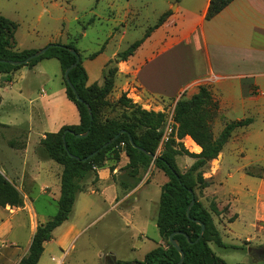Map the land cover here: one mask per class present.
Returning <instances> with one entry per match:
<instances>
[{"label":"crops","instance_id":"0c3cea01","mask_svg":"<svg viewBox=\"0 0 264 264\" xmlns=\"http://www.w3.org/2000/svg\"><path fill=\"white\" fill-rule=\"evenodd\" d=\"M210 2L192 0L175 7L170 4L164 13L174 8L176 12L172 11L170 18L150 34L132 57L116 64L118 73L111 95L117 100L126 95L127 99L148 108L156 103L190 99L200 87H208L219 104L220 133L229 123L253 121L237 129L218 159L212 162L217 168H212L213 172L205 177L211 186L203 190L199 200L207 208L215 203L220 211L214 215V222L226 248L210 244L214 254L225 264H257L264 261V0H235L208 21ZM133 32L123 27L120 34L107 36L103 51L95 58L89 54L84 60L80 55L88 75V87L103 86L104 70L116 57L115 48L120 49ZM86 35L85 31L82 37ZM60 41V37L50 36L44 43L25 51H40L51 44L73 45L70 41ZM17 47L16 44L15 51ZM15 86L18 92L13 89ZM26 101L28 115L24 120L0 122V128L26 131L27 136L23 148L0 153V167L6 173L2 175L24 198L23 208L0 207V264H20L30 252L38 227L55 217L49 212H39L36 202L45 197L58 207L63 168L42 158L36 148L46 135L81 123L77 107L67 97L61 64L56 59L0 75V108ZM232 160L244 164L225 174L224 168ZM129 163L126 152L122 151L119 161L108 159L102 168L76 181L81 192L70 219L53 231L38 264H109L111 260L116 264H136L163 245L157 222L162 188L168 177L154 164L147 171L141 170L137 177H129ZM193 164L190 161L184 168L189 169ZM250 169H256L259 174L249 173ZM152 184L161 193L159 199H153ZM108 215L137 231L144 232L152 224L159 240L141 260L120 261L114 253L101 251L93 260H75L77 242L91 225ZM240 226L256 231L245 241L248 247L255 245L249 251L251 262L240 263L226 256L228 251L238 248L226 240H239ZM124 236L132 240L128 234ZM144 247L145 241H139L136 246L129 244L127 251L137 254ZM253 251H261V255Z\"/></svg>","mask_w":264,"mask_h":264},{"label":"trees","instance_id":"16d2710c","mask_svg":"<svg viewBox=\"0 0 264 264\" xmlns=\"http://www.w3.org/2000/svg\"><path fill=\"white\" fill-rule=\"evenodd\" d=\"M234 1L211 0L206 19L211 21ZM171 15V11L164 13L152 31L131 45L120 58L126 61L132 57L150 34L160 28ZM16 31L17 25L14 22L0 16V75H10L24 67L33 68L42 60H58L64 76L67 97L77 107L81 119L79 126L64 127L56 134L46 135L41 142L40 156L52 160L63 168L61 196L57 215L38 227L30 252L20 264H38L46 245L52 240L53 231L70 219L76 197L81 192L76 181L102 168L108 159L119 161L122 151L126 152L130 161L129 177H137L141 170L147 171L154 164L169 180L162 188L157 222L164 243L150 252L143 262L136 264H179L181 255L170 244V237L174 234V240L178 242L185 255L182 264H225L210 247V244H215L220 248H226L214 222V215H219L220 211L215 203L209 208L205 207L197 194L211 186L204 178L203 170L218 159L237 129L245 128L253 121L247 119L229 123L220 135L214 138L205 119L206 110L212 100L211 93L208 87H200L196 95L190 99L182 98L176 103L173 112L174 132L164 144L162 152L158 154L166 124L164 113L143 110L127 99L126 95H122L118 103L125 108L126 116L119 120H102L104 110L109 106L108 98L114 89L117 68L112 69L108 64L104 70L103 86L88 87V75L80 60L76 68L69 72L70 86L65 74L77 62V56L80 57V54L73 45L61 44L50 45L46 54L27 65L13 66L9 62H24L37 52H16ZM72 51L77 55L74 56ZM102 51L103 49L91 58L97 57ZM117 135H120L119 138L114 140ZM186 137H190L201 148L200 154L190 153L178 143ZM122 144L124 149L121 147ZM95 152L98 153L86 161ZM151 156L156 158L153 159ZM181 156H187L195 161L185 173H182L177 165V158ZM193 200L195 203L191 206ZM0 207H24L23 196L1 173ZM188 209L190 217L187 215ZM197 222L205 226L202 237V226Z\"/></svg>","mask_w":264,"mask_h":264},{"label":"rangeland","instance_id":"374dc122","mask_svg":"<svg viewBox=\"0 0 264 264\" xmlns=\"http://www.w3.org/2000/svg\"><path fill=\"white\" fill-rule=\"evenodd\" d=\"M188 1L192 0H0V16L9 19L17 25L15 42L18 47L16 52L31 50V47L44 43L50 36H55L60 37V42L62 43L70 41L84 60L85 55H94L103 49L107 36L112 35L114 37L120 34L123 31V27L130 28L134 30L133 36L127 38L120 45V49H118L119 47L115 48L116 57L111 62L112 64H109V67L114 69L116 64L122 60L120 55L123 51L128 49L134 42L142 40L147 33L151 32L161 14L169 8L170 4L175 7L178 3H187ZM196 5L199 6V4ZM172 11L176 12V9L174 8ZM85 31L87 35L83 38ZM110 53L111 49L110 51L108 50L107 55ZM13 89L18 92L17 86ZM211 99L206 110L205 119L210 125L213 137L216 138L221 131V125L218 122L220 119L219 104L212 93ZM133 104L140 106L146 111L153 109L154 111H151L164 113L166 115L165 127L169 120H172V114L176 106L174 102L156 103L148 108H144L134 102ZM108 105L104 110L102 120H119L126 116L125 108L119 105L115 96H109ZM27 115V101L25 103L19 102L17 106L6 105L0 108V122L9 119L14 121L24 120ZM173 126H175L174 123ZM26 137V131L0 128V153L6 154V151L10 150V148H23L22 143H24ZM6 143H8V146ZM178 143H181L185 150L190 153L197 154L200 152V149L196 147L198 145L190 137H186L182 141H178ZM40 146L36 148V153L38 154ZM163 147L164 145L161 146L160 142L159 149L161 148L162 150ZM159 149L158 154L160 152ZM177 161V165L180 166L178 168L182 173L188 170L184 168L188 162H195L187 156L178 157ZM241 164L244 163L241 161H230L229 165L225 166L224 173L228 174L229 171H233ZM216 166V163L212 164L211 162L203 170L204 178L212 173V168H217ZM2 172L6 174L5 169L0 167V173L3 174ZM248 172L253 175L259 174L256 169H250ZM209 183L211 184V182ZM152 186L153 199H159L160 191L155 185L152 184ZM202 193L203 191H199V194H197L198 198ZM93 199H97V197H93ZM81 204L82 200L78 207ZM157 205V208H159V200H157ZM36 207L39 212H49L52 216H56L58 212L57 203L51 202L45 197L39 198V201L36 202ZM240 227L242 233H240L241 237L239 240H226L228 243L235 244L238 248L235 251H228L226 256L232 257L236 262L240 263H244L246 260L251 262L249 251L255 245L248 247L245 241L248 237H253L256 231L248 227ZM127 234L132 240L129 241V239L125 238L124 235ZM158 240L156 228L152 224L144 232L137 231L127 228L125 222L117 221L114 216L108 215L99 219L87 229L84 236L76 244L73 258L77 261H84L85 258L93 260V256L101 251L103 254L114 253L120 261H134L136 258L143 259L145 254L152 250L153 243ZM139 241H145V247L139 250L137 254L129 253L127 251L128 245L136 246ZM252 253L261 255V251H253ZM252 257L255 258L254 255ZM109 264L116 263L111 260ZM257 264H264V261H259Z\"/></svg>","mask_w":264,"mask_h":264},{"label":"water","instance_id":"95a60500","mask_svg":"<svg viewBox=\"0 0 264 264\" xmlns=\"http://www.w3.org/2000/svg\"><path fill=\"white\" fill-rule=\"evenodd\" d=\"M50 47H51V46L49 45V46L45 47L44 49H42V50H40V51H37L34 55H32L31 57H29V58H28L26 61H24V62H19V63L9 62V64H11V65H13V66L27 65V64L30 63L31 61H33V60H35V59H37V58L43 56L44 54H46L47 51L50 49ZM72 54H73L74 56L77 55V53H76L75 51H72ZM79 62H80V57L77 56V62H76V63H75V64H74V65H73V66L67 71V73L65 74V78L67 79V82H68V84H69L70 86H71V84H70V82H69V80H68L69 72H70V70L76 68V66L79 64ZM77 100H78L79 102H81V99H80L79 97H77ZM89 112H90V116H91V121H93V116H92V114H91V111H89ZM119 136H120V135H117V136L115 137L114 140H117V139L119 138ZM78 137H82V136H78ZM132 145H134V144L132 143ZM106 146H108V145H106ZM97 153H98V152H95L94 154H92L91 156H89V157L86 159V161H87V160H90L91 158H93ZM151 158L155 159L156 157H155V156H151ZM191 193H192V192H191ZM194 203H195V201L193 200L191 206L194 205ZM187 215H188V217H190V209H188V211H187ZM197 223H198V225H201V226H202V233H201V237H202V235H203L204 232H205V226H204L203 224H201L200 222H197ZM174 236H175V234L172 235V236L170 237V244H171V245H172V246H173V247H174V248L180 253V255H181V261H180L179 264H182L183 261H184V259H185V255H184V253L181 251L178 242H176V241L174 240ZM201 237H200V238H201Z\"/></svg>","mask_w":264,"mask_h":264},{"label":"built area","instance_id":"2783aa9c","mask_svg":"<svg viewBox=\"0 0 264 264\" xmlns=\"http://www.w3.org/2000/svg\"><path fill=\"white\" fill-rule=\"evenodd\" d=\"M148 111H151V109ZM173 123H174V121H173V114H172V120L171 119L169 120V122L167 123V126L164 129V133H163L162 140H161V146L164 145L165 143H167L169 141V139L171 138V135L174 132ZM121 147L124 148V144H122ZM161 148L159 149V151H161Z\"/></svg>","mask_w":264,"mask_h":264},{"label":"bare ground","instance_id":"6f19581e","mask_svg":"<svg viewBox=\"0 0 264 264\" xmlns=\"http://www.w3.org/2000/svg\"><path fill=\"white\" fill-rule=\"evenodd\" d=\"M197 149H198V147H197Z\"/></svg>","mask_w":264,"mask_h":264}]
</instances>
